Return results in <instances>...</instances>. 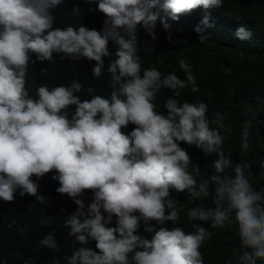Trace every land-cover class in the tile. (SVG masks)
Instances as JSON below:
<instances>
[{"label":"clouds","instance_id":"obj_1","mask_svg":"<svg viewBox=\"0 0 264 264\" xmlns=\"http://www.w3.org/2000/svg\"><path fill=\"white\" fill-rule=\"evenodd\" d=\"M61 3L0 0V199L12 202L19 189L20 196H36L43 203L45 197L37 195L39 185L32 177L55 171L53 179L60 185L56 191L77 205L64 223L67 235L75 238L73 244L80 246L63 256L65 264H204L201 247L211 233L201 222L223 228L234 221L240 241L235 264L264 260V189L257 190L246 167L233 165L231 154H225V117L216 113L210 120L207 103L178 99L182 90L199 91L184 59L179 60L185 74L181 78L175 71L142 69L138 55V26L155 41L159 20L171 40L169 18L178 20L198 8L207 13L221 8L223 0H99L98 10L106 17L102 30L83 24L54 26L51 10ZM201 23L210 25L208 15ZM252 35L245 26L235 32L240 41ZM110 41L117 45L114 55ZM32 53L41 62H51L54 54H62L61 60L95 61L96 79L104 73L105 58H110L109 94H95L94 87L85 88L73 79L67 85H41L31 95L27 81L30 62L35 63ZM162 89L172 93L164 101L166 111L157 106ZM82 91L91 98L82 99ZM70 106H75L71 114ZM249 123L241 132L244 152L250 147ZM129 124L135 127L126 133ZM181 142L198 147L205 156L215 155L214 172L198 180L200 168L192 166ZM85 190L94 192L87 210L80 198ZM172 190H186L193 202L211 196L214 206L194 203L186 211L194 231L179 226L182 209ZM140 221L161 227L151 239L144 238L137 234ZM168 222L174 227H165ZM89 241H95V248ZM40 244L59 251L51 234Z\"/></svg>","mask_w":264,"mask_h":264},{"label":"trees","instance_id":"obj_2","mask_svg":"<svg viewBox=\"0 0 264 264\" xmlns=\"http://www.w3.org/2000/svg\"><path fill=\"white\" fill-rule=\"evenodd\" d=\"M98 2L62 0L59 6L51 10L56 17L54 26L72 25L78 28L83 24L88 28L102 30L106 17L98 10ZM76 8L80 9L79 13L73 12ZM205 15L209 17L208 27L201 23ZM169 23L171 40L167 39L169 30H165L159 20L155 41L142 26H138V55L142 69L156 67L162 74L175 71L184 78L185 74L179 68V60L184 59L191 66L199 91L192 93L190 90H182L178 99L181 102L188 100L207 103L210 120L216 113L225 117L227 130L221 131L225 154H231L233 165L241 163L246 167L250 172V181L257 190L264 189V0H223V6L219 9H211L206 13L204 9L198 8L181 14L178 20L169 18ZM241 26L252 32L251 40L240 41L235 37L236 30ZM198 27L202 29L201 32H197ZM116 49L117 45L110 41L109 50L113 55ZM30 55L35 63L30 62L27 87L33 96L41 85L50 88L67 85L73 79L80 80L85 88L94 87L95 94L107 96L110 92V77L107 73L110 58H105L104 73L96 79L92 73L95 61L61 60L62 54H54L51 62H41L34 53ZM161 59L164 61L162 65L158 63ZM44 68L47 70L42 71ZM80 95L82 99L91 98V94L84 91ZM171 95V89L160 91L157 96L159 111H166L163 104ZM74 108L70 106V114ZM246 121L250 122L248 126L251 133L249 150L244 152L240 144ZM134 127L129 124L123 130L130 133ZM181 146L190 153L192 166H199L198 180L214 172L212 164L215 155L205 156L198 147L183 142ZM55 174L52 171L42 178L32 177L39 185L37 195L45 197L43 203L37 201L36 196H20L19 189L12 202L0 199V264H25V261L29 264H53L54 260L65 264L63 256L71 254L75 246H80L78 242L73 244L75 238L67 235L69 229L64 223L75 212L77 205L67 194L56 191L60 185L53 179ZM172 195L182 209L179 226L186 232L194 231L193 222L186 218L187 209L193 207L194 203H202L205 207L214 206L211 196L193 202L186 190L179 193L172 190ZM93 197L94 192L91 190H85L80 197L85 201V210ZM41 221L45 223L42 225ZM201 223L211 233L201 247L204 264H229V261L235 264L234 253L240 248L235 221L231 226L223 228H212L210 222ZM150 225L154 226L153 231L146 230ZM150 225L140 221L137 234L151 239L161 225H156L154 221ZM112 226H115V217ZM164 226L169 229L174 227L171 222ZM25 227L26 231L21 232ZM47 234L57 240L59 251L40 244V240ZM88 246L95 248V241H89ZM257 264H264V260H258Z\"/></svg>","mask_w":264,"mask_h":264}]
</instances>
